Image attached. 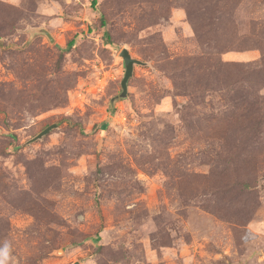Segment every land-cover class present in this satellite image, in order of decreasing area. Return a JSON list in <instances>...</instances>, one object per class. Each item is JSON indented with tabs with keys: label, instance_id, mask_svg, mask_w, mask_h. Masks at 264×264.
Masks as SVG:
<instances>
[{
	"label": "rangeland",
	"instance_id": "374dc122",
	"mask_svg": "<svg viewBox=\"0 0 264 264\" xmlns=\"http://www.w3.org/2000/svg\"><path fill=\"white\" fill-rule=\"evenodd\" d=\"M93 1L0 0L7 264H264V0Z\"/></svg>",
	"mask_w": 264,
	"mask_h": 264
},
{
	"label": "water",
	"instance_id": "95a60500",
	"mask_svg": "<svg viewBox=\"0 0 264 264\" xmlns=\"http://www.w3.org/2000/svg\"><path fill=\"white\" fill-rule=\"evenodd\" d=\"M40 31H41V29H40ZM45 32L49 35V37H51L50 34L47 31H45ZM51 39L53 40L52 37H51ZM120 55L124 59L125 67H126L125 75H124V78H123L122 83H121L122 89H123L121 95H122V97H127V93H128V81H129L130 77L133 75V71H134L135 64L141 63V61L138 60V59H136V58H134L131 55L130 51L127 48H124L121 51ZM56 126H57L56 124H53V125L48 126L41 133H39L33 140L42 138L43 136H45L46 134H48L51 131V129H53ZM72 264H80V262L77 261V262L72 263Z\"/></svg>",
	"mask_w": 264,
	"mask_h": 264
},
{
	"label": "clouds",
	"instance_id": "9594fccd",
	"mask_svg": "<svg viewBox=\"0 0 264 264\" xmlns=\"http://www.w3.org/2000/svg\"><path fill=\"white\" fill-rule=\"evenodd\" d=\"M7 256H8V245L5 244L3 249H0V264H7Z\"/></svg>",
	"mask_w": 264,
	"mask_h": 264
},
{
	"label": "trees",
	"instance_id": "16d2710c",
	"mask_svg": "<svg viewBox=\"0 0 264 264\" xmlns=\"http://www.w3.org/2000/svg\"><path fill=\"white\" fill-rule=\"evenodd\" d=\"M96 3H97V1L94 0V1L92 2V5L95 6ZM102 25H103V26H106V21H105L104 19H102ZM105 36H106L107 41L110 42V34L106 32ZM73 45H74V39L68 42V46H69V48L73 47Z\"/></svg>",
	"mask_w": 264,
	"mask_h": 264
}]
</instances>
